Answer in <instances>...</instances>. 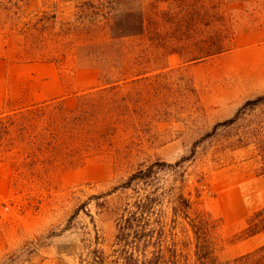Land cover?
Masks as SVG:
<instances>
[{
  "label": "rangeland",
  "instance_id": "obj_1",
  "mask_svg": "<svg viewBox=\"0 0 264 264\" xmlns=\"http://www.w3.org/2000/svg\"><path fill=\"white\" fill-rule=\"evenodd\" d=\"M202 1L208 14L192 21L188 35L161 37L176 52L155 46L160 59L146 62L170 75L161 83H143L133 103L134 118L140 120L128 127L124 140L116 137L113 146L73 162H36L8 145L0 151V264H88L80 255L95 229L110 252L116 223L99 215L94 195L125 181L138 167L183 157L188 159L177 168L185 173L192 212L207 211L221 221L219 259H234L264 244L262 233L243 236L247 218L264 206V177L257 172L255 147L236 146L240 137L264 126V105L197 142L245 101L264 94V10L245 4L254 13L234 18L224 0ZM78 11L77 0H0V114L51 99L71 108L79 94L101 85L99 70L82 66L72 54L48 58L55 39L73 52L82 41L103 38L102 30L79 26ZM201 42L222 45L223 51L198 59ZM123 45L132 57L151 43L133 37ZM171 68L177 71L171 74ZM160 177L165 185H181L174 168L164 167ZM188 245L191 264L193 246Z\"/></svg>",
  "mask_w": 264,
  "mask_h": 264
},
{
  "label": "trees",
  "instance_id": "obj_2",
  "mask_svg": "<svg viewBox=\"0 0 264 264\" xmlns=\"http://www.w3.org/2000/svg\"><path fill=\"white\" fill-rule=\"evenodd\" d=\"M77 1L79 20L76 22L85 30H102L103 38L82 41L75 52H72L73 47L60 45L55 39L54 53H49L48 58L64 59L72 54L82 66L99 70L101 85L79 94L76 106L71 108L66 107L62 99H51L0 114V151L8 145L19 153H28L36 162H73L83 160L91 151L100 152L113 146L116 137L124 140L128 127L140 120L134 118L136 106L133 103L143 83H161L160 78L170 75L163 74V66L145 65L148 60L160 59L162 53L155 46L169 48L170 54L176 52L175 45L161 41V37L188 35L192 21L203 20L208 14L202 0H169L165 8L158 6L168 0ZM224 1L231 6L234 18L254 13L253 8L249 12L245 4L257 7L259 12L264 10V0ZM215 14L224 16L219 10ZM68 25L71 28L73 22ZM133 37H146L151 46L138 48L131 57L123 42ZM197 46L201 51L198 59L223 51L222 45L207 47L201 42ZM176 69L171 68V74ZM193 90L196 91L195 87ZM260 105H264V94L245 101L234 116L217 122L197 142L216 136L222 128L233 127L243 114ZM237 143L238 147H255L259 161L257 172L264 177V126L259 125ZM187 159L183 157L175 163L155 161L138 167L125 181L94 195L99 215L110 217L116 223L114 247L107 252L101 246L104 240L99 230L95 229V235L87 242L84 240L86 253H81V261L88 264H189L185 249L189 244L193 246L191 264H264V244L234 259H219L221 221L207 211L192 212L193 201L184 192L185 173L177 168ZM164 167L174 168L181 174V185L163 183L160 171ZM79 208L83 207L77 208L69 223ZM259 233L264 235V206L247 218L243 236Z\"/></svg>",
  "mask_w": 264,
  "mask_h": 264
}]
</instances>
